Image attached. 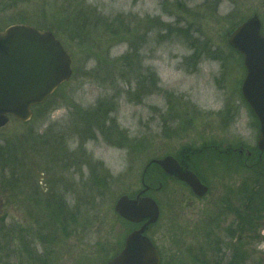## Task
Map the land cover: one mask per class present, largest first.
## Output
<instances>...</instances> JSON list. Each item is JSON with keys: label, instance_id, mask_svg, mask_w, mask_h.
<instances>
[{"label": "rangeland", "instance_id": "obj_1", "mask_svg": "<svg viewBox=\"0 0 264 264\" xmlns=\"http://www.w3.org/2000/svg\"><path fill=\"white\" fill-rule=\"evenodd\" d=\"M26 1L0 0V23L50 26L73 74L33 113L31 127L11 119L0 129V144L24 157L23 179L8 172L0 177L5 229L27 232L32 241L25 247L46 254V264H106L138 228L115 214V203L149 187L142 196L157 202L161 216L146 234L162 264L227 261L232 247L225 229L236 220L253 173L210 152L238 148L245 159L258 150L259 129L241 92L243 57L228 41L255 16L264 33V0ZM84 9L109 22L86 23L87 39L74 23ZM136 79L143 90H136ZM184 150L196 152L185 167L209 187L204 198L160 167L148 168ZM37 210L56 222L61 212L71 217L57 241L46 235L51 229ZM244 239L246 264H264V219ZM24 249L23 260L31 264ZM15 260L1 256L0 264Z\"/></svg>", "mask_w": 264, "mask_h": 264}, {"label": "water", "instance_id": "obj_2", "mask_svg": "<svg viewBox=\"0 0 264 264\" xmlns=\"http://www.w3.org/2000/svg\"><path fill=\"white\" fill-rule=\"evenodd\" d=\"M257 16L232 30L230 47L244 59L246 77L242 95L260 124L257 148L264 154V35ZM62 43L50 31L25 24H14L0 31V129L11 119L29 123L33 108L46 102L62 85L71 80L72 61ZM243 152H241L242 154ZM251 155V154H249ZM248 155V156H249ZM165 174L186 184L198 198L209 193L194 172L183 168L171 156L154 160ZM149 187L132 199L122 195L115 203V214L129 224L140 225L130 233L125 245L106 264H160L161 256L148 237L151 226L160 220V207L149 196Z\"/></svg>", "mask_w": 264, "mask_h": 264}, {"label": "trees", "instance_id": "obj_3", "mask_svg": "<svg viewBox=\"0 0 264 264\" xmlns=\"http://www.w3.org/2000/svg\"><path fill=\"white\" fill-rule=\"evenodd\" d=\"M19 3L20 4H26L27 1L26 0H19ZM7 5L10 6L11 2L7 3ZM80 19H81L82 24H81V22H79ZM20 21L21 22L19 24H28V23H25V20L22 21V19H21ZM13 23L14 22H9L6 24L0 23V31H3L5 28L12 25ZM74 23H77L76 24L77 27H79V25H81V30H82L81 34L83 33L84 38L87 39L89 37V30L85 27L86 23L88 24L87 27L91 26L93 24L95 26L99 25V27H101V26L108 24L109 22L106 19H104V17L102 18L101 16L100 17L99 16H93L92 17L91 12L84 9L83 13H81V17L77 18L74 21ZM83 27H85V28H83ZM38 29L50 31L52 28H50V26H49V27H45V28L40 27ZM116 32H118V31L116 30ZM116 32H115V34H116ZM262 33H263V31H262ZM57 36H58V34H57ZM130 66H131V68H133V65H130ZM127 76L132 77V71L127 73ZM143 87H144V83L141 82L140 79H136V90L137 91L143 90L144 89ZM247 107L249 109L250 116L255 121L254 124H255L256 128L259 129L258 119L256 118L255 114H253V111L250 109V107L248 105H247ZM40 109H43V105L34 108V110H33L34 114L36 112H38ZM31 123H33V122H30L28 124H22V125H24V127L29 128V127H31ZM103 124L105 125V123H103ZM37 136L39 138H42V136H39V135H37ZM35 138H37V137H35ZM7 145L8 144H4V143H3V145L0 144V177L6 178L4 176L8 172V174L12 175L11 176L12 178L18 177L20 179H23L24 175L22 173H19V171H22V169L24 168V161L22 160V159H24V157L20 156V153H18V151L15 152L14 154L10 155ZM241 151L245 152L243 149L240 150L238 148L237 149H235V148L225 149V147L224 148L218 147L215 149V148L211 147L210 154H214L216 157H222V159H225L229 162H232V163L234 162V164H232V165H234L233 167H235L237 169H245V170H248L249 173L252 172L253 175L251 177V180H253V181L248 184L249 188L247 187L246 192H244L247 197H244L242 205L238 209L236 220L232 223L231 227L225 229L227 231V233L229 234L228 237H229V240L231 243L230 246L232 247V249L230 250L231 254H230L229 259L227 261H224V259L222 257L217 256L215 259L209 260V262H208V260L202 261L201 264H244V263L246 264L247 258H245L242 254L243 253L242 249L244 248V245H246V241L244 239V236L246 235V232L249 234H250V232H255L257 230L259 222L262 219H264V162H263L264 154H262V158H261L260 152L258 150H255V153L250 152V153H252L251 157L246 156L245 159H243L245 154L241 155L240 154ZM203 152L204 151H202L199 154H202ZM246 152H248V151H246ZM193 153L195 154L196 152L184 150L178 155L177 159L179 160V162L183 166H187L190 168V165H189L190 161L187 158H188V156L191 158ZM242 160L245 161V164H241ZM246 160H248V161L250 160V164H249L250 167L246 166ZM244 161H243V163H244ZM56 167H57V164H54V166L52 168H50L48 171L53 172V170ZM152 167H157V166L156 165H149L148 166V168H152ZM243 187H244V185H243ZM37 189H40V188H37ZM46 202H47V204H46V207H47L48 202H49L48 197L46 198ZM228 209H229L228 211H231L230 208H228ZM37 212L39 214L38 210H37ZM53 216L54 215L49 214L47 216H44V217L41 216L40 217V214H39V218H41L42 221H43V218H45L46 219L45 225L51 229V231L50 230L45 231L46 235L49 237L51 236L52 240L57 241L58 240L57 234L59 233L61 226L63 225V223L69 221L71 217H69V215L67 213L64 214L63 212H61V214L59 213L58 218H57V222H56L55 218ZM126 224H127V222H126ZM45 225H44V228L46 227ZM248 229H249V232H248ZM17 235H18V237H16ZM31 238L32 237H30V235L27 232L24 233L20 229L18 231H12V230L10 231L9 230V232H8L5 229L3 222H0V258H1V256H4L8 259L9 257L14 256L16 258V260H15L16 264H27L28 262H25V260H23L24 255L22 254V251H23L22 249L25 248L24 250L26 253H28L27 258L31 260V264H46V262H47V255L46 254L43 256V258H41V257L37 256L35 253H32L31 250H28L29 248L25 247V246H27V243H25V241L27 239L32 241ZM248 240H249V243H251L253 241V237L252 236L249 237ZM16 241H19L21 243V247L19 244L15 243ZM48 241H51V240H48ZM43 245H44L43 247H45V249H46L47 248L46 242ZM46 250H48V249H46ZM163 262L164 261H162L160 264H162Z\"/></svg>", "mask_w": 264, "mask_h": 264}, {"label": "flooded vegetation", "instance_id": "obj_4", "mask_svg": "<svg viewBox=\"0 0 264 264\" xmlns=\"http://www.w3.org/2000/svg\"><path fill=\"white\" fill-rule=\"evenodd\" d=\"M240 154H241V152H240ZM244 153H242L241 155H243Z\"/></svg>", "mask_w": 264, "mask_h": 264}]
</instances>
